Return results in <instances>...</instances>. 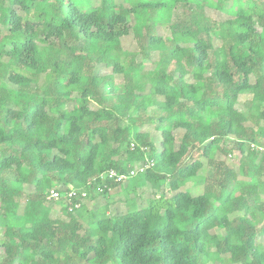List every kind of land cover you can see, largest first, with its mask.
I'll return each mask as SVG.
<instances>
[{
    "label": "trees",
    "instance_id": "1",
    "mask_svg": "<svg viewBox=\"0 0 264 264\" xmlns=\"http://www.w3.org/2000/svg\"><path fill=\"white\" fill-rule=\"evenodd\" d=\"M0 227V264H264V0H0Z\"/></svg>",
    "mask_w": 264,
    "mask_h": 264
},
{
    "label": "rangeland",
    "instance_id": "2",
    "mask_svg": "<svg viewBox=\"0 0 264 264\" xmlns=\"http://www.w3.org/2000/svg\"><path fill=\"white\" fill-rule=\"evenodd\" d=\"M127 42H128V40L126 41L124 39V43L126 44V46H127ZM129 46L131 47L132 45H129ZM151 127L152 126L145 127V129H149ZM149 131H150L151 138H152L153 142L155 143V145L157 147H160L161 140L159 138V134L156 132L155 129H153V127ZM178 135H181V133H179ZM144 149H147V148L145 147ZM142 163H143V161H140V162H138L136 164L139 165V164H142ZM197 184H198L197 182H189L187 184V186L192 187L195 190L197 188L196 187ZM61 187H62V189H66L65 185H61ZM165 187H162L161 190L157 191L158 195L161 194L163 190H164V192L167 191V188H165ZM75 188H74V186H71V189L66 191V193H62L61 194L62 195L61 198H64V196L67 193H69V192H75V195L73 197L74 199H75V197H80V198L84 197V202L90 203L91 207H100V208L103 207L105 204H107L108 201H110L109 198H106L105 196L102 195L103 189H101V188H99L96 192H91V193H88L87 191H84V190H78V189H75ZM152 190H153V188L150 187V185H149V186H146V187L145 186L144 187H140L139 190H137V191L140 194V197H142L145 200L146 199L149 200V198H152L155 195V194H153ZM80 192H82V194H80ZM109 192H110L109 194L112 196V201L110 203L108 211L109 212H115V211L124 210L126 204L123 203V196L124 195H123V192H121L120 187L111 188V190ZM85 193H86V195H84ZM61 198L58 199V200L51 199L52 207L54 209L53 215H56L58 213V211H60L59 210L60 209V205H59L58 202L61 200ZM139 198H138V200H140ZM2 233H3V228L0 227V238L2 236Z\"/></svg>",
    "mask_w": 264,
    "mask_h": 264
},
{
    "label": "built area",
    "instance_id": "3",
    "mask_svg": "<svg viewBox=\"0 0 264 264\" xmlns=\"http://www.w3.org/2000/svg\"><path fill=\"white\" fill-rule=\"evenodd\" d=\"M151 165H153L152 161H147L146 163H142V164H136L133 168H131L129 170L128 173H119L114 169H111L109 171L106 172V174H103L105 176H108L109 178H114L116 181H125L126 178L129 176H134L135 174L142 172L144 170H146L148 167H150ZM75 195V192H69L65 195V198H67L68 200H71ZM62 197L61 193L57 190H52L49 195L48 198L49 199H54V200H58Z\"/></svg>",
    "mask_w": 264,
    "mask_h": 264
}]
</instances>
